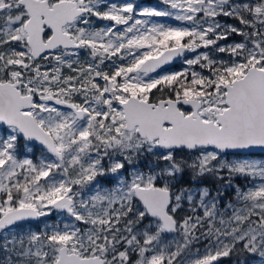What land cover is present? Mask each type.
Segmentation results:
<instances>
[{"label":"snow or ice","instance_id":"1","mask_svg":"<svg viewBox=\"0 0 264 264\" xmlns=\"http://www.w3.org/2000/svg\"><path fill=\"white\" fill-rule=\"evenodd\" d=\"M233 256L264 264V0H0V264Z\"/></svg>","mask_w":264,"mask_h":264},{"label":"trees","instance_id":"2","mask_svg":"<svg viewBox=\"0 0 264 264\" xmlns=\"http://www.w3.org/2000/svg\"><path fill=\"white\" fill-rule=\"evenodd\" d=\"M180 67H181V64L180 63H175L174 66H173V68L170 69V70H173V71L179 70ZM35 155L36 156H39V149L36 150ZM187 179H189V178L188 177H185V180H187ZM53 221H56V216L55 215H52L49 218H43L39 222L34 223V224H29L28 226L30 228H34V229L38 230V229L42 228L39 223H43V222H53ZM236 259L237 258L234 257V256L233 257L224 258L223 259L224 260V263L223 264H231V262H235Z\"/></svg>","mask_w":264,"mask_h":264},{"label":"rangeland","instance_id":"3","mask_svg":"<svg viewBox=\"0 0 264 264\" xmlns=\"http://www.w3.org/2000/svg\"><path fill=\"white\" fill-rule=\"evenodd\" d=\"M137 3L142 4V5H144V6H155V5H157V4L159 3V0H152L151 3H150V2H148V3H145V2H137ZM170 71H173V70H170ZM53 213H54V215L56 216V220H57V218H58V214L55 213V212H53ZM45 223H50V222H43V223H39V224H40L41 227L43 228V226H44ZM28 225H29V224H25V228H24L25 231H26L28 228H30ZM31 230L36 231V229H34V228H31Z\"/></svg>","mask_w":264,"mask_h":264},{"label":"water","instance_id":"4","mask_svg":"<svg viewBox=\"0 0 264 264\" xmlns=\"http://www.w3.org/2000/svg\"><path fill=\"white\" fill-rule=\"evenodd\" d=\"M137 1H143V0H137ZM174 65H172V66H166L167 67V70L168 69H171L172 67H173ZM50 217V216H49ZM43 218H48V217H43ZM43 218H41V219H43ZM40 219V220H41ZM40 220H38V221H40ZM38 221H31V222H27L26 224H34V223H37Z\"/></svg>","mask_w":264,"mask_h":264},{"label":"flooded vegetation","instance_id":"5","mask_svg":"<svg viewBox=\"0 0 264 264\" xmlns=\"http://www.w3.org/2000/svg\"><path fill=\"white\" fill-rule=\"evenodd\" d=\"M143 2H145V3H148V2H152V0H144ZM224 259V258H223ZM222 259V261H221V264H223L224 263V260ZM231 264H235V262H231Z\"/></svg>","mask_w":264,"mask_h":264}]
</instances>
